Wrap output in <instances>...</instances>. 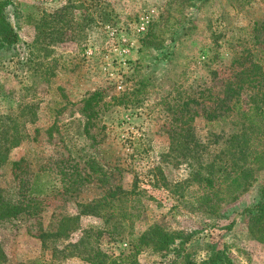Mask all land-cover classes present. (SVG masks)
Instances as JSON below:
<instances>
[{
  "label": "rangeland",
  "instance_id": "obj_1",
  "mask_svg": "<svg viewBox=\"0 0 264 264\" xmlns=\"http://www.w3.org/2000/svg\"><path fill=\"white\" fill-rule=\"evenodd\" d=\"M245 1L10 0L20 42L0 51V131L22 139L0 167V198L23 207L0 221V264H218L219 251L264 264L247 217L263 165L238 189L235 158L215 142L229 119L208 124L243 49L233 31L264 18V0ZM154 226L188 238L180 257L146 244Z\"/></svg>",
  "mask_w": 264,
  "mask_h": 264
},
{
  "label": "trees",
  "instance_id": "obj_2",
  "mask_svg": "<svg viewBox=\"0 0 264 264\" xmlns=\"http://www.w3.org/2000/svg\"><path fill=\"white\" fill-rule=\"evenodd\" d=\"M249 0L245 1V4ZM10 5V0H0V51H10L17 47L20 38L15 28L8 21L7 8ZM97 5V3H95ZM224 34L219 35L213 40V44L218 46V38H222ZM231 39L236 42V46L243 49L235 50L234 57L231 62L230 75L221 79L223 86L222 97L218 101V110H221L219 117L213 121L208 120V124H216L223 122L226 124L227 119L231 124L233 132L230 135H218L216 141L224 139V143L229 147L227 154L235 158V163L231 166V172L234 179L232 183L241 187H249L253 172L256 165L262 166L264 169V144L260 147H255L252 142L254 131H257L258 136L264 140V18L260 21L253 20L251 25L245 28H237L233 31ZM216 58H208L207 62L210 65L216 62ZM214 79L217 77V72H213ZM204 92H209L208 89L199 92V97L204 99ZM173 99L181 101V97L174 95ZM182 103L178 106L189 109L194 104H197V99L191 94L186 95ZM178 97V98H177ZM220 105V106H219ZM93 109V96L84 101V112L88 113V120L95 114L91 112ZM208 110V108H205ZM91 112V113H90ZM210 114V113H209ZM213 117L210 116V119ZM258 118V120H257ZM181 121V119H176ZM11 131V132H10ZM10 131H0V167L7 162V155L11 150L19 146L21 142V133L18 128ZM10 132V133H9ZM225 134V133H224ZM176 136H181L177 133ZM185 136V135H184ZM191 140L195 139L191 133H188ZM220 136V137H219ZM253 138V139H252ZM214 142V143H215ZM205 150L209 149V144L201 145ZM194 147H197L196 145ZM252 148V149H251ZM194 152H196L194 150ZM215 165L210 164L205 166V171L212 175ZM217 171L221 175H226V165H219ZM208 183H212L208 179ZM259 200L250 208L247 209V217L251 232L259 233L264 239V183L257 189ZM22 202L3 203L0 198V221L5 218H13L22 210ZM94 210V209H93ZM43 236V235H42ZM143 239L147 245L151 246L155 252H165L173 250L174 257H180L184 247L188 242V238L177 233L166 232L161 228L154 226L143 235ZM179 241V242H177ZM4 260V253L0 248V262ZM176 261L174 259L173 263ZM212 262L218 264H240L236 263L225 251H219L215 254ZM136 264V263H135ZM187 264V263H186ZM191 264H194L191 262Z\"/></svg>",
  "mask_w": 264,
  "mask_h": 264
},
{
  "label": "built area",
  "instance_id": "obj_3",
  "mask_svg": "<svg viewBox=\"0 0 264 264\" xmlns=\"http://www.w3.org/2000/svg\"><path fill=\"white\" fill-rule=\"evenodd\" d=\"M148 21H149V16H145V17L143 18L142 23H140V27H139V29H140L141 31H144V30H145V27H146V24L148 23Z\"/></svg>",
  "mask_w": 264,
  "mask_h": 264
}]
</instances>
